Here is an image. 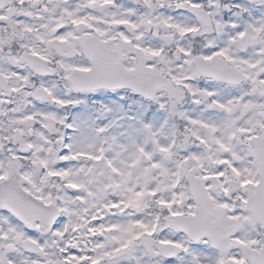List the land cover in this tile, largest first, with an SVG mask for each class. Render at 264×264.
I'll return each mask as SVG.
<instances>
[{"label":"snow or ice","instance_id":"obj_1","mask_svg":"<svg viewBox=\"0 0 264 264\" xmlns=\"http://www.w3.org/2000/svg\"><path fill=\"white\" fill-rule=\"evenodd\" d=\"M0 264H264V0H0Z\"/></svg>","mask_w":264,"mask_h":264}]
</instances>
